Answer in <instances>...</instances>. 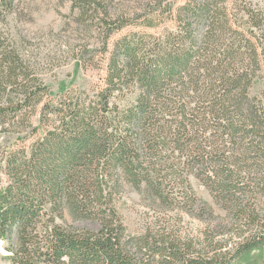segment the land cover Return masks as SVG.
<instances>
[{
  "label": "trees",
  "instance_id": "obj_1",
  "mask_svg": "<svg viewBox=\"0 0 264 264\" xmlns=\"http://www.w3.org/2000/svg\"><path fill=\"white\" fill-rule=\"evenodd\" d=\"M15 1L0 0V16ZM67 1L75 34H98L105 52L131 26L154 29L165 18L178 30L115 44L107 88L87 106L44 104L50 89L0 36V132L15 133L18 119L27 123L18 133L33 128L41 106V124L58 118L31 162H20L0 139V171L10 182L0 188V240L17 242L11 263L261 264L264 100L251 91L264 80V9L248 0L237 4L239 15L228 0ZM133 89L140 92L135 104H113ZM192 177L214 204L195 197ZM127 186L160 212L181 209L204 221V236H180L165 218L128 234L113 202ZM66 212L99 216L101 229L60 224Z\"/></svg>",
  "mask_w": 264,
  "mask_h": 264
},
{
  "label": "rangeland",
  "instance_id": "obj_2",
  "mask_svg": "<svg viewBox=\"0 0 264 264\" xmlns=\"http://www.w3.org/2000/svg\"><path fill=\"white\" fill-rule=\"evenodd\" d=\"M119 1L124 3V6L133 3V0ZM242 1L228 0L227 5L232 15L240 14L237 4ZM248 1L264 9V0ZM182 2L183 0L177 1L178 4ZM75 30L72 23L71 3L67 0H17L11 10L5 11L0 16V36L6 44L16 45L21 49L24 58L35 68L37 76L50 89L44 104H58L62 99H70L79 104L81 102L85 106L97 102V93L107 88L108 66L115 44L123 38H131L136 34L163 37L169 31L178 30V26L164 18L154 29L141 25L128 27L113 37L107 52L104 51L98 34L78 35L75 34ZM68 41L71 42L72 49L69 48ZM126 91L116 94L112 101L121 109L131 107L140 95L137 89H133L132 92ZM251 95L264 100V80H257ZM41 110L42 106L32 118L33 128L26 132L18 133L27 127L25 120L19 121V119L13 129L15 133L0 132L3 148L8 153H17L21 157L20 162L22 160L31 162L38 156L39 142L45 139L47 130H51L58 119L52 116L49 117L50 121L47 120V125L41 124L39 119ZM34 128H38V132L32 134ZM9 183L3 169L0 171V188L6 187ZM191 185L196 198L214 204L209 191L196 178L192 177ZM113 199L117 218L131 235L143 234L148 226L164 218L180 236L203 237L207 230L204 221L189 216L186 212L180 213L181 209L174 212L170 210L160 212L153 206L152 198L148 199L144 193L137 192L129 186L126 187L125 194L124 191L115 194ZM66 206L68 207L67 204L64 205ZM225 215L217 209V216H220L224 222ZM64 220L58 222L92 232H98L102 223L99 216L77 218L71 212H66ZM221 238L226 242L230 240L225 234ZM16 244L15 239L12 242L0 240V264H12L10 249ZM261 264H264V261Z\"/></svg>",
  "mask_w": 264,
  "mask_h": 264
}]
</instances>
